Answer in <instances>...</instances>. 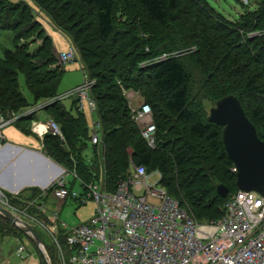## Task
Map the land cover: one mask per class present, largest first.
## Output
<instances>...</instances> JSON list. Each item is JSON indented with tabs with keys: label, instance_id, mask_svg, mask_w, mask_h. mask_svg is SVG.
<instances>
[{
	"label": "trees",
	"instance_id": "16d2710c",
	"mask_svg": "<svg viewBox=\"0 0 264 264\" xmlns=\"http://www.w3.org/2000/svg\"><path fill=\"white\" fill-rule=\"evenodd\" d=\"M138 1L149 18L161 25L166 24L169 19L175 18L174 11L179 5L177 0ZM196 1L197 5L208 7L211 17L214 13L217 15L215 21L223 29H228L227 35L231 39H236L237 43L240 41L236 48L243 55L237 53L231 58L224 57L229 59L226 66L222 65L225 59L216 66L219 72L224 73V80L228 82L226 88L233 90L225 92L219 98L229 94L237 96L246 115H249V111L251 112V119L247 116L255 125L259 137L264 140V124L257 127L252 118L254 116L263 117L264 108L255 106L256 102L251 105L253 109L247 108L240 95L234 94L235 88L231 86V83H239L240 87L242 86L241 89L256 95L259 99L263 98L259 103H264V0L246 1V7L249 10L247 13L253 18L250 20L253 22L248 25L251 27L248 29L249 31L246 30L245 22L248 20L243 19L246 16L243 12L231 19L223 13L216 12L206 0ZM32 2L34 3V0ZM115 3V0H78L79 5L94 11L96 34L100 40L116 39L117 34L120 33L114 22ZM32 10L33 8L25 1L0 0V33L9 30L17 34L15 44L12 42L14 51L5 48L3 55L0 56V69L2 70L0 71V109L6 113H15L19 110L16 108L30 107L18 89L19 78L16 74L24 73L27 87L36 100L41 98L52 100L57 97L56 85L64 71L61 65L57 64V54L53 46H48L52 42L51 38L45 34L43 28H40L41 23L35 18ZM59 28L57 27V29ZM59 30L72 41L71 43L77 50L82 70H85L88 76L95 81L91 89V96L97 104V117L102 126V142L99 145L91 146L89 144V131L83 112L76 110V114H71L64 110L59 100H53L42 107V110L48 113L54 110L52 118L60 122L65 141L46 135L42 143L44 152L59 165L75 169L78 177L89 181L90 168L85 163L82 153L90 149L91 167L95 172L100 168L104 171L105 182L109 189H115L117 180L124 176L130 167V162L135 165H143L150 172L158 170L162 175L161 183L167 192L195 218L197 211L204 214V218L207 220L217 218L220 215V205L224 201L215 191L217 184H225L230 193L238 189L235 183V173L230 169L233 163L222 143L221 126L200 116L195 120L192 119L194 112L188 109L187 97L189 78L181 61L173 56L159 59L161 54L166 53L162 52L150 62L147 60L149 56L147 52L151 53L150 47L139 52L138 47L133 45L134 50L128 51L126 49L131 46L133 40L128 42L122 39L124 45L121 47V51L124 52L118 55V52H114V50L110 52L104 50L108 53L106 58L109 62L102 71L95 72L92 66L95 63L96 66H99L98 60L89 65L86 59L88 54H91L89 50L90 52L96 51V48H87V51L78 43L77 35L72 36L71 32L62 27ZM34 31L35 34L30 37V42H28L29 40L24 36L32 34ZM245 33L247 38H245ZM226 39L224 36L225 45L228 44ZM84 41L86 42V40ZM34 44H36V48L32 51L29 50V46ZM259 47L262 51L258 53L255 49ZM34 58H36L35 62ZM243 58H247V60L243 62ZM135 65L137 67L134 70L145 71L146 80L151 85V89L155 91V94H151V96L164 94L166 95L165 99L159 100L160 98L157 97L158 101L156 98H149L151 97L148 93L149 87L145 86L147 84L144 81L139 80L140 73H134ZM147 70L152 72L147 73ZM246 72L248 73L247 77L241 85L239 78L246 75ZM126 90L143 93L148 96L145 102L149 104L153 102L152 106L157 107L154 109L153 119L156 126V141L153 148L141 137L139 128L132 119L128 98L124 94ZM155 101L159 102L158 106ZM73 105L75 107V101H73ZM160 106L164 107V110ZM170 112L178 114L182 121L189 123L186 134L182 130L176 134V131H179L176 124L172 121H165ZM29 116L18 115L15 121ZM190 134L204 138L206 146L212 152L217 153L223 161V165L219 167L224 178L222 182L210 186L215 175L210 167L204 165L203 160L198 158L197 146L188 140ZM160 140L164 143V147ZM174 144L176 145L173 148ZM168 146H171L172 152L167 150ZM30 190V196L38 192L37 187H32ZM211 192L209 201H206V196ZM33 230L35 231V229ZM17 233L18 230L15 226L0 215V238L14 236ZM36 234L39 236L37 232ZM54 260L55 262L51 260V264H57L55 255Z\"/></svg>",
	"mask_w": 264,
	"mask_h": 264
},
{
	"label": "built area",
	"instance_id": "2783aa9c",
	"mask_svg": "<svg viewBox=\"0 0 264 264\" xmlns=\"http://www.w3.org/2000/svg\"><path fill=\"white\" fill-rule=\"evenodd\" d=\"M57 59L63 68L67 62L79 61V56L71 43L68 52L58 54ZM82 72L84 82L70 95L77 111L91 114L88 142L99 145L102 126L91 96L95 81ZM124 94L141 137L153 148L156 126L151 105L144 101L132 107V98L127 91ZM16 118L14 112L0 109V140L2 129ZM30 130L41 143L46 135L65 141L61 126L52 117L33 120ZM82 155L90 168L89 181L78 177L75 169L61 165L59 175L47 186L37 187L33 196L32 187L10 193L0 186V215L4 217L2 211L10 214L17 230L29 227L44 231L51 239L57 264H264V196L259 193L229 192L220 205V215L200 222L167 192L158 170L150 172L130 162L115 189H109L104 171L100 168L95 172L91 167L90 149ZM153 177L155 181H151ZM52 199L57 203L50 210L48 201ZM68 199L82 204L92 200L93 216L74 227L59 221V210ZM10 255L24 260L27 249L20 243ZM1 263L9 260L0 254Z\"/></svg>",
	"mask_w": 264,
	"mask_h": 264
},
{
	"label": "rangeland",
	"instance_id": "374dc122",
	"mask_svg": "<svg viewBox=\"0 0 264 264\" xmlns=\"http://www.w3.org/2000/svg\"><path fill=\"white\" fill-rule=\"evenodd\" d=\"M10 1H25L33 8L32 12L35 18L41 23L40 28H43L46 32L45 34L51 38L52 42H50L48 46L52 45L57 55L68 52L69 46L72 42L62 32H60L59 29L61 27L71 32L72 36L77 35L78 43L84 49L87 50V48H96V51L90 52L89 50V53L91 54H88L86 59L89 65H91L90 63L95 62V60H98L100 65L96 66L95 63L92 66V69H94L95 72L102 71V69L105 68L106 64L109 62L106 58L108 53L104 50H107L108 52L114 50V52H118V55H121L124 52L121 51L124 41L131 42L133 40L131 46L126 49L128 51L134 50L135 47H133V45L138 47L139 52H141V50L143 51V49L147 47H150L151 53L147 52L149 55L147 60L150 62L162 52L166 53L161 54L160 56L166 55V57H176L183 64L185 72L189 78L187 84L188 109L194 112V115L192 116L193 120L199 116L207 118L209 109L215 104L216 100L225 92L233 91L232 89L228 90L226 88V83L228 82L224 80V73L219 72V70L216 69V66L221 64L222 60L225 59L224 57L231 58L237 53L242 54V52L236 48L239 46L240 41L237 43L236 39L233 37V39H231V37L227 35L228 29H223V27L215 21L217 20V15L214 13L213 17H211L208 7L206 5H197L196 0H177L179 5L174 11L175 18L169 19L164 25L157 24L151 20L138 0H115L116 8L114 12L116 14L114 15V22L120 33L117 34L116 39H108L106 41L100 40L96 34V19L94 16V11L83 5H79L78 0H34V3L32 0ZM206 1L216 12L220 14L223 13L225 16L231 19L243 12V14H246L243 19L246 18L245 20H248L245 22L247 24L246 30L249 31L248 29H251V27L248 25L253 22L250 21L253 18L252 15L247 13L249 11L246 7L247 0ZM253 1L254 0H252V2ZM36 4H38L40 7ZM261 26H263V24H261ZM57 27L60 28L57 29ZM34 34L35 31L32 34L25 35L24 37H26L27 40H29L28 42H30V37ZM16 36V33L10 32L9 30L1 31L0 56L3 55L5 48L9 49L10 51H14L12 42L15 44ZM224 36L227 38V45H225ZM245 38H247L246 33ZM122 39H124V41ZM84 40H86V42ZM35 45L36 44L30 45L29 50H34L36 48ZM255 51L259 53L262 50L259 47L255 49ZM115 59L117 58L115 57ZM246 60L247 58H243V62ZM33 61L35 62L36 58H34ZM228 62L229 59H225V62L222 63V65L226 66ZM80 64V60H74L63 65L64 71L56 85L57 97L56 99H52L59 100L64 110L71 114H76L77 111L73 105L75 98L71 96L70 93H72L74 88L84 82V76ZM136 67L137 65L134 66L133 70ZM150 70H147V73H151L152 71ZM0 71L2 70L0 69ZM137 72L138 71L134 70L135 74H137ZM138 73H140L141 77L139 80L144 81L147 84L145 86L149 87V96H151V94H155V91L151 89V85L147 82L148 80H146L147 75L145 74V71ZM245 74L246 75L239 78L241 85L245 81L248 73L246 72ZM16 75L19 78L18 89L27 100V105L30 107L16 108L19 110L15 112L14 115L16 114V116H18L22 114L23 117L29 116L31 114L32 115L22 120H18L17 122L15 120L12 121V124L7 125L2 129V133L6 137L7 141H9L10 135L7 136V132H12V130L14 131L16 129L19 135L22 134L25 136V142L31 140L32 143H40V139L36 137V135H34L30 130L31 123L33 120L43 119L44 117H52V113L55 112L53 110L52 112L49 111L50 113H48L47 111L42 110V107L45 106L44 104H47L50 99L47 100L41 98L36 100L27 87L24 73L19 72ZM231 84V86L235 88L234 94L240 95L247 108L249 107L253 109L251 105L254 102H256L255 106H261L264 108V103H259L263 98L259 99V97L256 95L252 93L249 94L244 89H241L242 86L240 87L239 83ZM145 86H143L144 89ZM126 91L128 96L132 98V107L139 105L141 102L147 101L148 96L140 93L139 91ZM157 97L160 98L159 100H163L166 98V95L156 94L155 97L151 96L149 98H156L158 100ZM158 101H155L157 102V106L159 104ZM150 104L153 110L152 119H154V109H157V107L152 106L153 102ZM39 106L42 107L40 108ZM161 108L164 110V107ZM36 109L39 110L35 112ZM248 116L251 119L250 111ZM84 117L86 119L88 131L90 132L91 114H89L88 111H85ZM252 118L257 127H260L262 124H264V116H254ZM165 121H172L174 124H176L179 130L176 131V134L180 133L181 130L184 131V134L188 132L187 128L189 123L182 121L178 114L170 112ZM58 123L60 125V122ZM11 138L12 139L10 141H13V136ZM188 140L197 146L199 154L198 158L203 160L202 162L204 165L206 164V166L210 167L211 171L215 175L210 186L212 187L214 184L216 185L217 183L222 182L224 178L222 172L219 170V167L220 165H223V161L220 159L218 154L212 152V150L206 146L204 138L200 136L190 134L188 135ZM176 144L173 145V148ZM161 145L162 147L165 146L162 141ZM170 147L171 146H168L167 150L171 151ZM230 169L231 172L235 173L233 165ZM155 179L156 177H153L151 181H155ZM232 181L234 182V179ZM75 189H80L78 184H75ZM211 194L212 192L210 195L206 196V201H209L208 199H210ZM56 203L57 202L54 199L49 200V209L52 210L56 206ZM94 209L95 203L92 200H87L86 203L82 204L68 199L65 204L61 206L58 219L59 221L65 222L68 226L74 227L88 221L93 216ZM204 217V214H201L200 211H197L196 219L198 221L201 222L207 220ZM35 231L39 234L43 248L48 254L50 260L55 262L54 252L51 247V239L44 231L39 229H35ZM16 236L19 238L13 236L7 237L6 239L0 238V254L9 260L8 264H43L42 256L34 244L33 238L28 236L22 230H18ZM20 243L24 244L27 249V256L24 260H20L15 255H10Z\"/></svg>",
	"mask_w": 264,
	"mask_h": 264
},
{
	"label": "water",
	"instance_id": "95a60500",
	"mask_svg": "<svg viewBox=\"0 0 264 264\" xmlns=\"http://www.w3.org/2000/svg\"><path fill=\"white\" fill-rule=\"evenodd\" d=\"M207 119L222 128V143L233 163L237 188L245 192L254 191L264 196V140L259 137L239 98L229 94L217 99L209 109ZM215 191L225 199L229 188L219 183ZM2 212L4 217L15 225V219L10 214ZM21 230L33 238L43 263L50 264L36 232L29 227Z\"/></svg>",
	"mask_w": 264,
	"mask_h": 264
},
{
	"label": "crops",
	"instance_id": "0c3cea01",
	"mask_svg": "<svg viewBox=\"0 0 264 264\" xmlns=\"http://www.w3.org/2000/svg\"><path fill=\"white\" fill-rule=\"evenodd\" d=\"M6 135H10V140L13 136V141H7L2 133L0 186L3 190L11 193L26 187H44L59 175L61 165L44 152L41 140L40 143L25 142V136L19 135L16 129Z\"/></svg>",
	"mask_w": 264,
	"mask_h": 264
},
{
	"label": "bare ground",
	"instance_id": "6f19581e",
	"mask_svg": "<svg viewBox=\"0 0 264 264\" xmlns=\"http://www.w3.org/2000/svg\"><path fill=\"white\" fill-rule=\"evenodd\" d=\"M45 243V242H44Z\"/></svg>",
	"mask_w": 264,
	"mask_h": 264
}]
</instances>
